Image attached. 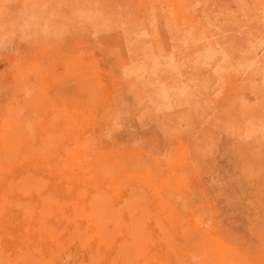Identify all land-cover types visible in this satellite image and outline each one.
<instances>
[{
	"label": "rangeland",
	"instance_id": "obj_1",
	"mask_svg": "<svg viewBox=\"0 0 264 264\" xmlns=\"http://www.w3.org/2000/svg\"><path fill=\"white\" fill-rule=\"evenodd\" d=\"M1 206L0 264H264V0H0Z\"/></svg>",
	"mask_w": 264,
	"mask_h": 264
},
{
	"label": "bare ground",
	"instance_id": "obj_2",
	"mask_svg": "<svg viewBox=\"0 0 264 264\" xmlns=\"http://www.w3.org/2000/svg\"><path fill=\"white\" fill-rule=\"evenodd\" d=\"M23 87V86H22ZM23 108V107H22ZM15 110V109H14ZM19 112V111H18ZM22 113V112H21ZM20 113V114H21ZM18 115V114H17ZM23 116V115H22ZM25 116H27V115H25ZM24 118V117H23ZM26 118V117H25ZM23 119V120H26V119ZM28 118V117H27ZM35 131H36V128H35ZM98 146V145H97ZM82 161V160H81ZM99 162V161H98ZM61 163V162H60ZM75 163H76V161H75ZM78 163H80V162H78ZM75 165V164H74ZM71 166V165H70ZM79 165H77V167H78ZM80 168H81V166H79ZM82 171H83V169H81ZM75 171V170H74ZM67 173V172H66ZM76 174H77V171L75 172ZM75 173H74V175H75ZM87 173V172H86ZM86 173H83V174H86ZM71 174V173H70ZM59 175H60V173H59ZM26 176H29V175H26ZM67 176V175H66ZM76 176V175H75ZM87 178H89V177H87ZM78 179V178H77ZM85 179V178H84ZM63 180V179H62ZM87 180V179H86ZM89 180V179H88ZM78 181V180H77ZM62 182V181H61ZM67 182V181H66ZM103 184V183H102ZM59 188V187H58ZM57 190V189H56ZM55 191V190H54ZM61 192V191H60ZM56 193V192H55ZM63 194V193H62ZM31 197V196H30ZM49 197V196H48ZM34 200V199H33ZM39 201V200H38ZM37 201V202H38ZM152 201V200H151ZM48 202V201H47ZM85 203V202H84ZM99 208V207H98ZM3 207L1 206V208H0V210H1V213H0V224H1V222H2V220H3V218H2V216H3V213H4V211H3ZM43 211H45V210H43ZM72 211V210H71ZM39 214V213H38ZM100 216H101V214H100ZM39 219V218H38ZM87 220V219H86ZM98 220V219H97ZM32 222H33V220H32ZM28 225V224H27ZM1 226V225H0ZM3 226V225H2ZM60 226V225H59ZM93 227V226H92ZM2 228V227H1ZM95 228V227H94ZM92 231V230H91ZM28 234V233H27ZM26 235V234H25ZM80 236V235H79ZM94 239V238H93ZM24 240V239H23ZM22 241V240H21ZM24 243V242H23ZM79 243H81V241L79 242ZM9 244V243H8ZM41 244V243H40ZM47 245V244H46ZM16 246V245H15ZM45 246V245H44ZM60 247V246H59ZM58 247V248H59ZM56 248V247H55ZM61 249H62V247H61ZM84 251V250H83ZM18 252V251H17ZM38 263V262H37Z\"/></svg>",
	"mask_w": 264,
	"mask_h": 264
}]
</instances>
